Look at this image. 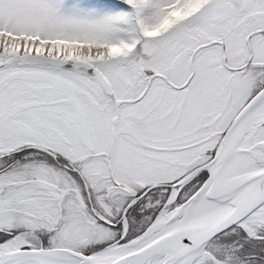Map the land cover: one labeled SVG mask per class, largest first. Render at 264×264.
Listing matches in <instances>:
<instances>
[{
    "label": "snow or ice",
    "instance_id": "obj_1",
    "mask_svg": "<svg viewBox=\"0 0 264 264\" xmlns=\"http://www.w3.org/2000/svg\"><path fill=\"white\" fill-rule=\"evenodd\" d=\"M0 264H264V0H0Z\"/></svg>",
    "mask_w": 264,
    "mask_h": 264
}]
</instances>
